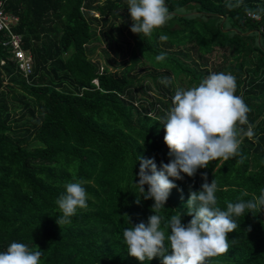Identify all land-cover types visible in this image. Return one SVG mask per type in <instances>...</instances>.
<instances>
[{
    "label": "trees",
    "instance_id": "16d2710c",
    "mask_svg": "<svg viewBox=\"0 0 264 264\" xmlns=\"http://www.w3.org/2000/svg\"><path fill=\"white\" fill-rule=\"evenodd\" d=\"M0 1L18 17L13 32L32 60L26 78L1 46L0 33V252L20 242L44 252L40 264H140L123 243L129 224H146L152 215L153 201L144 200L135 185L138 157L154 159L158 170L169 162L158 118L171 107L176 87L198 85L212 72L235 77V95L246 97L254 136L241 134L239 155L210 161L193 177L173 181L176 188L162 215L167 219L183 213L186 225L191 219L189 186L198 191L205 173L209 183H218L222 210L228 202L260 195L264 0H242L234 8L227 4L236 0H165L174 14L171 21L150 37L133 34L130 63L118 72L95 62L90 46L102 39L112 42L115 23L130 18L127 0ZM246 9L257 11L260 20L247 19ZM91 11L99 16H90ZM223 16L233 30L220 29ZM175 25L176 38L161 41V32H172ZM161 53L166 60L157 62ZM164 77L173 83L161 84ZM254 95L261 97L255 104ZM80 180L88 206L58 226L56 200L66 183ZM233 219L239 227L228 234L229 251L205 264H264V212L246 210ZM143 264H161V259Z\"/></svg>",
    "mask_w": 264,
    "mask_h": 264
},
{
    "label": "clouds",
    "instance_id": "9594fccd",
    "mask_svg": "<svg viewBox=\"0 0 264 264\" xmlns=\"http://www.w3.org/2000/svg\"><path fill=\"white\" fill-rule=\"evenodd\" d=\"M241 3L242 0H236L227 6L240 7ZM246 11L259 18L257 11ZM127 12L132 21L131 33L146 37L171 18L165 0H127ZM159 39L166 41L168 37L160 35ZM155 60L163 62L166 56L161 53ZM159 82L165 86L173 83L168 77ZM236 88V79L231 73L212 72L198 85L186 89L176 87L171 107L158 118L164 127L163 142L168 149L169 162L161 163L158 170L154 159L138 157L135 185L144 200L153 201L152 215L146 224L140 222L132 226L128 222L129 227L123 230L127 253L140 264L153 258H160L161 264H205L207 258L229 251L228 234L239 227L233 217L244 215L246 210L264 212V189L258 197L228 202L226 210H222L216 197L218 183L215 179L209 183L205 173L198 191H192L189 186L186 206L191 219L186 225L181 222L183 213L167 219L162 215L170 191L176 188L173 181L185 175L193 177L197 169L206 168L210 161L239 155L241 134L254 136L253 126L248 122L250 108L242 96L235 95ZM238 125H247V129ZM83 184L82 180L65 184L64 193L56 200L60 212L56 220L58 226L70 223L78 209L87 208L88 195ZM164 227L170 231L166 233ZM43 253L37 247L12 242L0 252V264H40Z\"/></svg>",
    "mask_w": 264,
    "mask_h": 264
},
{
    "label": "rangeland",
    "instance_id": "374dc122",
    "mask_svg": "<svg viewBox=\"0 0 264 264\" xmlns=\"http://www.w3.org/2000/svg\"><path fill=\"white\" fill-rule=\"evenodd\" d=\"M101 3L102 1L100 0V4ZM97 16L99 15L97 14ZM169 21H171V18L167 21L166 24H168ZM131 24H132V21L130 18L118 20L115 23V28L111 33L112 39H113L112 42L102 39L101 40L102 42H99L98 44L93 43L94 45L90 46V48L93 47L90 53L91 58L95 62H97L99 65L107 66L110 71L118 72L122 70L125 65L130 63L129 55H130V52L133 46V33H131L130 31ZM223 24H224L223 25L224 29H229L228 22H225ZM177 27L178 26L175 25L173 28H171V31L174 29L177 30L176 29ZM160 35H166L168 39H170L171 37L176 38V35H174V31L172 32L169 31L167 33L161 32ZM178 37H180V35ZM178 47L183 48L181 43L178 45ZM143 73L144 72L141 70V74Z\"/></svg>",
    "mask_w": 264,
    "mask_h": 264
},
{
    "label": "built area",
    "instance_id": "2783aa9c",
    "mask_svg": "<svg viewBox=\"0 0 264 264\" xmlns=\"http://www.w3.org/2000/svg\"><path fill=\"white\" fill-rule=\"evenodd\" d=\"M246 18L253 21L260 20V16L256 18L255 16L248 15V13L246 14ZM17 22L18 17L6 12L0 1V33L3 34L1 46L10 51L11 58L18 70L27 78L32 73V60L29 52L24 51L21 47V36L13 32V28L16 26ZM3 63L4 62H1V65Z\"/></svg>",
    "mask_w": 264,
    "mask_h": 264
},
{
    "label": "crops",
    "instance_id": "0c3cea01",
    "mask_svg": "<svg viewBox=\"0 0 264 264\" xmlns=\"http://www.w3.org/2000/svg\"><path fill=\"white\" fill-rule=\"evenodd\" d=\"M102 2L104 1V0H101ZM94 13V14H93ZM93 14V15H92ZM96 14V15H95ZM97 12H95V11H91L90 12V16H93V17H98L97 16ZM99 15V14H98ZM260 40V39H259ZM259 98H261L260 97V95L258 96V95H254L252 98H251V100L254 102L253 104H255L256 102H257V100H259ZM246 99V97H244L243 96V100H245ZM247 102H248V99H247Z\"/></svg>",
    "mask_w": 264,
    "mask_h": 264
},
{
    "label": "water",
    "instance_id": "95a60500",
    "mask_svg": "<svg viewBox=\"0 0 264 264\" xmlns=\"http://www.w3.org/2000/svg\"><path fill=\"white\" fill-rule=\"evenodd\" d=\"M169 14H170V15H174L173 13H169ZM192 14H195V13H192ZM224 21H225V17L223 16V17H222V21H221V23H220V29H222L223 32H228V31H230V30H233V29H223L222 26H223ZM246 34H247V33H246ZM259 38H260V36H258V41H259Z\"/></svg>",
    "mask_w": 264,
    "mask_h": 264
},
{
    "label": "flooded vegetation",
    "instance_id": "af4514ba",
    "mask_svg": "<svg viewBox=\"0 0 264 264\" xmlns=\"http://www.w3.org/2000/svg\"><path fill=\"white\" fill-rule=\"evenodd\" d=\"M170 13V12H169Z\"/></svg>",
    "mask_w": 264,
    "mask_h": 264
}]
</instances>
